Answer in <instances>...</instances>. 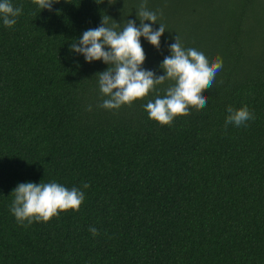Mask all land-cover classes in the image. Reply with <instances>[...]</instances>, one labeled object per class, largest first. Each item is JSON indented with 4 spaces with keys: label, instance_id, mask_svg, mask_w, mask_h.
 <instances>
[{
    "label": "trees",
    "instance_id": "obj_1",
    "mask_svg": "<svg viewBox=\"0 0 264 264\" xmlns=\"http://www.w3.org/2000/svg\"><path fill=\"white\" fill-rule=\"evenodd\" d=\"M142 2L59 0L49 11L10 0L23 9L12 28L0 14V264H264V0H146L166 31L159 50L140 38L145 70L164 75L176 35L223 61L206 106L171 126L145 106L173 81L105 109L98 73L109 65L70 51L102 19L139 27ZM228 106L255 118L225 127ZM25 182L85 200L21 225L11 193Z\"/></svg>",
    "mask_w": 264,
    "mask_h": 264
},
{
    "label": "clouds",
    "instance_id": "obj_2",
    "mask_svg": "<svg viewBox=\"0 0 264 264\" xmlns=\"http://www.w3.org/2000/svg\"><path fill=\"white\" fill-rule=\"evenodd\" d=\"M42 10H52L53 3L59 0H33ZM22 7H14L10 0H0V14L3 24L12 28L17 23V17L22 15ZM137 18L140 21L137 27L134 20H127L121 31L116 28L119 24L106 27L102 19L101 25L88 29L79 39L70 44V51L82 54L86 62L102 60L109 67L99 74V88L108 98L103 100L100 107L105 109H119L122 105L131 104L156 91V86L166 80L174 83L165 90V95L145 106L149 118L161 125L171 126L178 116L189 115V107L197 110L207 104L205 89H211L217 73L223 67V61L217 57L210 61L203 50L195 48L185 49L180 37H174L175 42L169 46L171 55L166 56L160 67L164 75L145 70L142 65L146 60L145 51L140 38L144 37L152 46L159 50L160 38L164 34L165 25L157 23V13L148 10L146 0L139 5ZM150 21L151 24L145 23ZM158 24L154 29L152 25ZM91 111V106L88 108ZM229 115L225 120V127L234 124L239 127L255 117L247 106L234 110L228 106ZM90 185L83 183V188ZM14 196L10 211L18 223L31 225L33 222H48L58 217L61 212L68 210L79 211L85 200L84 191L73 187L67 189L56 182L50 183H19L11 193ZM89 231L93 236L98 235L95 227Z\"/></svg>",
    "mask_w": 264,
    "mask_h": 264
}]
</instances>
